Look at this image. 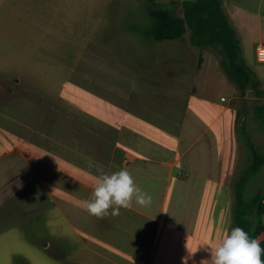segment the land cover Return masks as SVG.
<instances>
[{"label":"crops","instance_id":"1","mask_svg":"<svg viewBox=\"0 0 264 264\" xmlns=\"http://www.w3.org/2000/svg\"><path fill=\"white\" fill-rule=\"evenodd\" d=\"M0 9L4 24L18 19L19 63L25 65L29 78L37 79V64L52 61L44 59L41 49L53 47L52 33L65 31L69 24L63 20L56 29L43 27L42 20L49 21L47 16L52 14L43 11L41 0H0ZM64 14L74 15L70 10ZM26 32L31 33L29 38ZM199 49L197 68L185 83L176 82L161 65L137 71L117 63L114 71L85 76L81 113L63 102L54 111L44 100L20 108L23 120L13 125L17 130L0 133V264H10V249L20 244L15 230L27 222L31 185L43 196L42 206L50 209L57 238L78 230L73 221L82 231L92 230V253L97 255L92 264H182L188 252L196 251L187 264L210 259L211 249L232 227L233 182L242 149L236 123L238 91L229 98L220 96L219 101L210 97L233 83L222 70L220 57L209 48ZM242 52L262 86L264 68L256 60L255 47L250 58L253 66ZM209 58L218 63L212 72L206 70ZM178 63V70L183 69V61ZM34 92L50 97L61 94ZM9 111L3 120L11 124ZM52 113L66 125H57L58 133L51 128ZM66 127L79 130L74 135ZM89 162L102 165L107 173L127 168L136 185L151 196V204L140 206L133 200L119 215L90 216L78 203L91 196L96 171L89 169ZM48 177L49 189L45 187ZM224 177H230L228 183ZM259 183L264 184V177L259 176ZM220 189L227 196L223 234L217 227L204 231L216 216Z\"/></svg>","mask_w":264,"mask_h":264},{"label":"rangeland","instance_id":"2","mask_svg":"<svg viewBox=\"0 0 264 264\" xmlns=\"http://www.w3.org/2000/svg\"><path fill=\"white\" fill-rule=\"evenodd\" d=\"M154 1L169 7L174 12H180L181 2L184 0ZM41 2L43 11L52 14L47 16L49 21L42 20L43 27L51 26L56 29L63 20L69 25L64 26L65 31L52 33L53 47L41 49L44 59L50 57L52 61L46 62L45 59L42 64H37L40 70L36 71L38 77L35 80L29 78L31 74L26 72L25 65L19 63L18 44L22 33L18 19L4 24V11L0 9V133L17 130L13 125L23 120L20 115L23 111L20 108L31 107L36 103L35 100L37 102L44 100L43 102L54 111L63 102L62 105L69 104L71 109L81 113L82 84L85 76L98 75L101 70H107L108 73L114 71L117 63L129 65L137 71H152L161 65L165 73L181 83L187 82L191 73L197 68L198 53L195 52L201 50L190 46L187 42L190 36L189 29L181 38L185 44H176L175 41L156 42L143 35L148 24L146 12L148 0H41ZM222 5L243 46L247 60L253 66V60L250 59L251 50L256 48L258 43H264V2L224 0ZM68 10L74 15L64 16ZM55 13L58 16H55ZM24 34L28 38L31 35L29 32ZM179 59L183 61L184 66L181 70H178ZM260 66L264 68V64L261 63ZM217 68L218 63L209 58L206 70L212 72L211 70ZM261 87H264V84ZM33 89L38 94L44 90L61 92V94L55 97L46 94V96L35 95ZM208 89L210 90V87ZM236 91L234 84H230L229 87H221L217 93L213 92L210 97L219 101L220 96L229 98L234 96ZM30 92L32 94H26ZM47 98H50V101ZM263 104L264 99L255 97L251 91H248L245 98L235 100L238 110L236 112L238 130L242 126L245 127L252 140L258 145L264 143V131L257 118V108ZM9 109V115L12 117L11 124L3 120L4 112ZM30 115H33L32 110ZM51 117V128L56 129V133H58L57 125L66 126L61 121L59 123V117L55 113H52ZM23 130L25 134H28L27 128ZM65 130L75 135L79 129L66 127ZM238 139L242 150L236 176L247 162V153L240 133ZM260 173L253 183L249 184V193L256 192L260 188L258 176L264 177V169H261ZM228 178L224 177V183H228ZM49 183L48 177L45 184L47 189H49ZM262 190L264 192V188ZM217 193L219 194L217 217L213 216L204 231H215L217 227L218 232L223 234L227 223V196L222 189ZM63 205V210H67L66 204ZM43 206L41 209L34 210L27 208V222L16 226V238L20 244L11 247L10 264H92L93 261L95 262L97 255H93L91 247L93 243L90 241L92 230L82 231V226L77 227L73 221L74 228L78 230L74 229L67 236L57 238L52 233L50 209L48 205ZM231 220L233 222V217Z\"/></svg>","mask_w":264,"mask_h":264},{"label":"trees","instance_id":"3","mask_svg":"<svg viewBox=\"0 0 264 264\" xmlns=\"http://www.w3.org/2000/svg\"><path fill=\"white\" fill-rule=\"evenodd\" d=\"M223 1L184 0L181 2V17L179 12H174L154 0H148V24L143 35L156 42L180 40L189 29V42L192 46L212 49L220 56L221 68L227 79L236 87L240 99L245 98L248 91L253 92L257 98H264L260 79L243 56L240 40L223 8ZM257 118L264 131L263 105L257 108ZM239 132L247 153V162L238 171L233 182L232 227L244 228L249 236L258 239L261 248H264V184L258 182L260 188L256 192H248L249 184L253 183L264 166V143L256 144L243 126ZM28 190L27 208L34 210L44 207L43 196L37 193L38 189L36 192L35 187L31 185ZM14 225L15 223H12L11 226Z\"/></svg>","mask_w":264,"mask_h":264},{"label":"clouds","instance_id":"4","mask_svg":"<svg viewBox=\"0 0 264 264\" xmlns=\"http://www.w3.org/2000/svg\"><path fill=\"white\" fill-rule=\"evenodd\" d=\"M88 167L96 171L95 175L89 173L94 181L91 196L78 203L90 216L102 219L119 215L120 209L132 206L133 200L140 206L151 204V196L136 185L127 168L107 173L102 165L93 162H89ZM195 253L188 252V256L182 258V264H187ZM262 254L264 248H261L260 241L237 226L215 244L210 259H202L199 264H264Z\"/></svg>","mask_w":264,"mask_h":264},{"label":"built area","instance_id":"5","mask_svg":"<svg viewBox=\"0 0 264 264\" xmlns=\"http://www.w3.org/2000/svg\"><path fill=\"white\" fill-rule=\"evenodd\" d=\"M255 56H256V60L259 63L264 64V43H258L256 45V48H255ZM222 100H224V98H222ZM124 164L125 165H128L129 164V160L124 159Z\"/></svg>","mask_w":264,"mask_h":264},{"label":"water","instance_id":"6","mask_svg":"<svg viewBox=\"0 0 264 264\" xmlns=\"http://www.w3.org/2000/svg\"><path fill=\"white\" fill-rule=\"evenodd\" d=\"M179 14H180L181 17H183L182 9H180Z\"/></svg>","mask_w":264,"mask_h":264}]
</instances>
